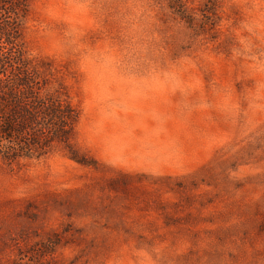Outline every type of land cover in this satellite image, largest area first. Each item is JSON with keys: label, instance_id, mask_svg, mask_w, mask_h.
Returning a JSON list of instances; mask_svg holds the SVG:
<instances>
[{"label": "rangeland", "instance_id": "1", "mask_svg": "<svg viewBox=\"0 0 264 264\" xmlns=\"http://www.w3.org/2000/svg\"><path fill=\"white\" fill-rule=\"evenodd\" d=\"M24 48L85 162L0 164V264H264V0H31Z\"/></svg>", "mask_w": 264, "mask_h": 264}, {"label": "trees", "instance_id": "2", "mask_svg": "<svg viewBox=\"0 0 264 264\" xmlns=\"http://www.w3.org/2000/svg\"><path fill=\"white\" fill-rule=\"evenodd\" d=\"M30 3L0 0V164L19 165L57 149L84 163L72 144L78 112L66 87L54 79L48 62L26 56Z\"/></svg>", "mask_w": 264, "mask_h": 264}]
</instances>
